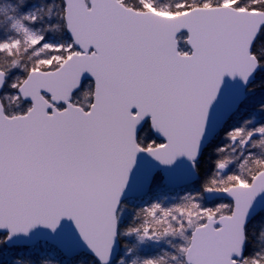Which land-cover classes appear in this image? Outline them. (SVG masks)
I'll return each instance as SVG.
<instances>
[{
	"label": "snow or ice",
	"instance_id": "snow-or-ice-1",
	"mask_svg": "<svg viewBox=\"0 0 264 264\" xmlns=\"http://www.w3.org/2000/svg\"><path fill=\"white\" fill-rule=\"evenodd\" d=\"M0 264H264V0H0Z\"/></svg>",
	"mask_w": 264,
	"mask_h": 264
}]
</instances>
